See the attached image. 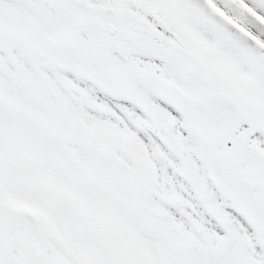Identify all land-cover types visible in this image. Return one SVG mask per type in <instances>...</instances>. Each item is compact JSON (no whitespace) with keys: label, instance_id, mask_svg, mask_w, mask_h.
<instances>
[{"label":"snow or ice","instance_id":"obj_1","mask_svg":"<svg viewBox=\"0 0 264 264\" xmlns=\"http://www.w3.org/2000/svg\"><path fill=\"white\" fill-rule=\"evenodd\" d=\"M0 264H264V0H0Z\"/></svg>","mask_w":264,"mask_h":264}]
</instances>
